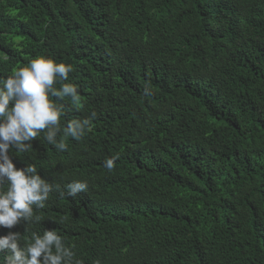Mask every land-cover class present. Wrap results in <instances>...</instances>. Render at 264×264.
<instances>
[{"label": "trees", "instance_id": "1", "mask_svg": "<svg viewBox=\"0 0 264 264\" xmlns=\"http://www.w3.org/2000/svg\"><path fill=\"white\" fill-rule=\"evenodd\" d=\"M40 56L83 107L51 98L66 150L41 135L13 163L88 187L10 231L82 264H264V0H0V77Z\"/></svg>", "mask_w": 264, "mask_h": 264}, {"label": "clouds", "instance_id": "2", "mask_svg": "<svg viewBox=\"0 0 264 264\" xmlns=\"http://www.w3.org/2000/svg\"><path fill=\"white\" fill-rule=\"evenodd\" d=\"M72 71L71 64L40 56L14 68L7 78L0 77V264H82L76 259L75 246H67L57 230L30 235L10 231L22 226L27 233L42 220L52 227L46 221L48 215L52 211L58 215L64 199L87 190L82 181L53 184L62 175L48 176L37 171L35 164L17 168L10 154L13 149L21 154L32 150V142L41 135L57 150H66L67 145L57 141L63 105L51 98H70L72 105L83 107L77 87L63 83ZM57 83L59 88L54 87ZM91 123L92 118L73 119L63 129L64 135L78 141L91 131ZM116 159H106L104 167L112 171Z\"/></svg>", "mask_w": 264, "mask_h": 264}]
</instances>
